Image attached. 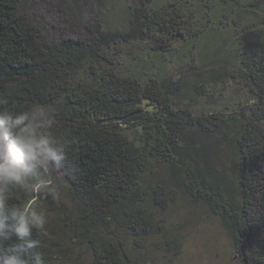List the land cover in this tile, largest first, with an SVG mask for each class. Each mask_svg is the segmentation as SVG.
<instances>
[{
	"label": "trees",
	"instance_id": "16d2710c",
	"mask_svg": "<svg viewBox=\"0 0 264 264\" xmlns=\"http://www.w3.org/2000/svg\"><path fill=\"white\" fill-rule=\"evenodd\" d=\"M52 1L45 10L59 36L42 34L24 15L36 0H0V111L40 106L55 120L50 135L67 144L61 170L51 176L55 196L42 192L33 203L32 194L10 184L7 203L22 208L28 201L51 213L60 235L85 246L91 264H146V247L178 248L169 214L181 200L221 223L241 264H264V0L211 7L210 0H120L113 27L106 0L66 2L86 19L79 27L52 15ZM198 12L230 33L255 108L198 112L208 83L196 81L198 89L184 97L181 79L165 73L177 46L196 43L209 29L200 27ZM124 52L130 57L123 60ZM61 192L69 208L58 201ZM0 221L10 237L0 241V255H10L17 236L9 220ZM24 238L35 243L25 264L36 253L49 264L48 237L30 229Z\"/></svg>",
	"mask_w": 264,
	"mask_h": 264
},
{
	"label": "rangeland",
	"instance_id": "374dc122",
	"mask_svg": "<svg viewBox=\"0 0 264 264\" xmlns=\"http://www.w3.org/2000/svg\"><path fill=\"white\" fill-rule=\"evenodd\" d=\"M217 1L210 0L208 5L211 7ZM36 2L32 7H24V15L42 34L59 36V29L53 33L51 28L54 18L45 10L49 6L48 0ZM66 2L69 4L70 0H53L49 7L50 13L70 26H81L86 19L77 18L74 7L65 5ZM82 5L83 2L78 1L76 11H80ZM105 5L111 11L109 20L113 27L118 24V20L121 21L120 0H106ZM92 8L93 5L87 7L88 14ZM197 16L200 27L205 25L204 28L209 26V29L204 31L196 43H188L183 49L178 45L174 52L179 54L164 69L165 73L174 83L181 79L178 85L181 86L184 97L193 95L194 89H198L196 81L208 83L204 90L209 95L198 100L195 105L198 112L210 115L228 113L241 107L255 108L258 101L250 91L248 83L236 70L230 33L220 29L210 15L203 16L198 12ZM66 18H70L69 21ZM248 22L250 21L245 19L242 21L243 24ZM121 57L124 60L130 56L124 52ZM58 201L67 208L71 206L65 192L58 195ZM169 220L172 222L171 233L179 241L178 248L158 251L154 246H148L143 252L146 264H241L223 226L205 208L179 200L170 210ZM46 221L45 230L42 232L54 245L48 253L49 264H91L85 246L70 245L67 237L60 235L51 213L46 214Z\"/></svg>",
	"mask_w": 264,
	"mask_h": 264
},
{
	"label": "clouds",
	"instance_id": "9594fccd",
	"mask_svg": "<svg viewBox=\"0 0 264 264\" xmlns=\"http://www.w3.org/2000/svg\"><path fill=\"white\" fill-rule=\"evenodd\" d=\"M5 100L0 98V105ZM54 118L42 107L16 114L0 111V216L11 222V230L17 242L0 255V264H25L23 258L34 241L25 240L30 229L36 233L45 230L46 214L35 210L28 201L23 207L10 206L6 196L8 185L32 194V202L42 192L55 196L57 189L51 176L61 170L67 144L54 139L49 130ZM33 181L29 186V180ZM30 187V191H29ZM6 224L0 221V241H9ZM31 264H43L39 253L31 257Z\"/></svg>",
	"mask_w": 264,
	"mask_h": 264
}]
</instances>
